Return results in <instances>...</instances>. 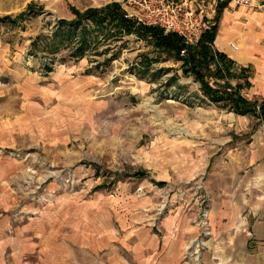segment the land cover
Segmentation results:
<instances>
[{"label":"rangeland","instance_id":"rangeland-1","mask_svg":"<svg viewBox=\"0 0 264 264\" xmlns=\"http://www.w3.org/2000/svg\"><path fill=\"white\" fill-rule=\"evenodd\" d=\"M106 4L0 0L14 19L0 21V264H145L150 237L181 234L199 202L182 262L210 237L204 176L255 120L206 100L150 35L91 27L99 42L81 57L79 31L53 52L60 19Z\"/></svg>","mask_w":264,"mask_h":264},{"label":"crops","instance_id":"crops-1","mask_svg":"<svg viewBox=\"0 0 264 264\" xmlns=\"http://www.w3.org/2000/svg\"><path fill=\"white\" fill-rule=\"evenodd\" d=\"M237 9L221 11L214 46L239 65L250 66L251 86L245 95L264 100V45L258 42L262 28L257 29L260 32L255 29L257 25L264 27V11ZM233 39L240 48L229 46ZM242 57L244 61L237 60ZM251 117L255 124L248 141L240 140L225 156L213 158L204 176L201 208L207 211L210 237L194 249L197 260L182 262L185 248L199 231L192 220L200 202L186 217L181 234L169 239L164 233L162 242L156 234L150 237L152 250L143 257L148 264H264V124Z\"/></svg>","mask_w":264,"mask_h":264},{"label":"trees","instance_id":"trees-1","mask_svg":"<svg viewBox=\"0 0 264 264\" xmlns=\"http://www.w3.org/2000/svg\"><path fill=\"white\" fill-rule=\"evenodd\" d=\"M223 8H225V2L219 4L214 17L216 22L204 30L195 46L186 45L180 36L164 33L161 28L137 25L124 16V12L118 3H108L99 8H87L83 12L74 11V19H60L58 22L54 32L56 40L53 41L52 50L53 52L57 50L55 48L59 42L71 44V41L75 40L77 31H79L81 37L73 42L76 44L72 47V55L81 57L88 48L99 42H95L99 38L91 35L94 32L92 31L94 27L104 32V40L114 35L120 37L134 34L142 38L150 35L149 41L156 50L179 62L182 73L192 76L193 80L199 83V90L206 97V100L220 108L233 111L235 114L251 115L258 120V123L264 124V100H251L241 94L242 89L251 86L252 69L249 65H239L214 46L218 27L217 21ZM31 10L32 5L20 13L18 18ZM4 20L13 21L14 19L9 16L0 18V21ZM150 62L151 60L148 61V63ZM50 70L51 67L46 64L45 71ZM133 174L142 177L145 173L141 170Z\"/></svg>","mask_w":264,"mask_h":264},{"label":"built area","instance_id":"built-area-1","mask_svg":"<svg viewBox=\"0 0 264 264\" xmlns=\"http://www.w3.org/2000/svg\"><path fill=\"white\" fill-rule=\"evenodd\" d=\"M103 3L116 2L124 16L137 25L161 28L164 33L180 36L186 45L197 42L204 29L211 26L220 3L226 8L264 9V0H89ZM232 49H237L233 42H228ZM183 53V50L181 51ZM206 211H203L205 213ZM207 213V212H206ZM205 216V214H204ZM207 218L201 225L208 233Z\"/></svg>","mask_w":264,"mask_h":264}]
</instances>
